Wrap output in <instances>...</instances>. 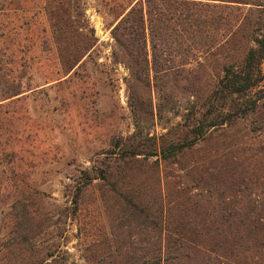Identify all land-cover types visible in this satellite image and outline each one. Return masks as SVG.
<instances>
[{
    "label": "rangeland",
    "instance_id": "obj_1",
    "mask_svg": "<svg viewBox=\"0 0 264 264\" xmlns=\"http://www.w3.org/2000/svg\"><path fill=\"white\" fill-rule=\"evenodd\" d=\"M197 1L228 7L212 43L190 52L173 35L155 73L150 44L148 67L117 38L114 0H0V264H264V99L156 156L264 35L263 0ZM129 149L127 188L115 168ZM124 192L150 222L164 198V228L128 224Z\"/></svg>",
    "mask_w": 264,
    "mask_h": 264
},
{
    "label": "trees",
    "instance_id": "obj_2",
    "mask_svg": "<svg viewBox=\"0 0 264 264\" xmlns=\"http://www.w3.org/2000/svg\"><path fill=\"white\" fill-rule=\"evenodd\" d=\"M134 2L135 0H114L111 13L116 18V22L118 21L114 31L121 32L117 38L121 43L125 42L132 54L143 53L148 67V45H151L152 66L155 73H159V67L162 65L157 49L166 46L173 35L175 39L179 38V43L183 41L180 36H184L190 52L196 51V47L197 49L202 47L200 50L209 48L212 43L211 35L224 20L220 10L228 8L225 5H211L197 0H140L136 4ZM50 12L54 13L55 10L51 9ZM92 31L95 32V30ZM120 36L122 37L119 38ZM187 59L190 61L191 58L188 56ZM263 63L264 35L261 39L257 38L255 46L248 52L242 64H230L224 68L223 77L204 106L206 109L188 115L190 128L186 129V138L172 140L169 144L159 148L156 156L164 161L171 157H179L182 153L189 152L199 142L204 141L213 128L230 125L237 119L254 113L260 101L264 99L260 96L262 90H258L264 82ZM1 132L0 127V136H3ZM187 137L191 139L188 140ZM139 154L138 149H129L125 156L129 157L117 162L115 171L119 174L118 179L123 182V187H130L126 181L128 178L126 170H128L130 159ZM108 175L107 170L102 171L101 177L106 179ZM121 197H124L122 202L127 207L125 211L123 210V215L127 218L128 224L133 220L138 222V218H141L140 227L144 229L150 226L158 230L164 228L166 219L164 198L156 200V206H154L156 218L150 222L148 215L150 207L140 199V196L124 192ZM243 226H235L236 230L234 227V231L239 235L240 249L248 248L250 240L248 239L250 235L247 233L248 228L245 229ZM178 243L181 242L178 241ZM161 259L162 256L157 261L161 262Z\"/></svg>",
    "mask_w": 264,
    "mask_h": 264
}]
</instances>
